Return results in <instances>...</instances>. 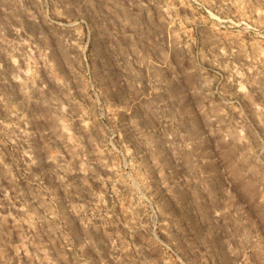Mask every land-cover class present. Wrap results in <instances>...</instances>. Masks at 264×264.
<instances>
[{"label": "rangeland", "instance_id": "obj_1", "mask_svg": "<svg viewBox=\"0 0 264 264\" xmlns=\"http://www.w3.org/2000/svg\"><path fill=\"white\" fill-rule=\"evenodd\" d=\"M0 264H264V0H0Z\"/></svg>", "mask_w": 264, "mask_h": 264}]
</instances>
